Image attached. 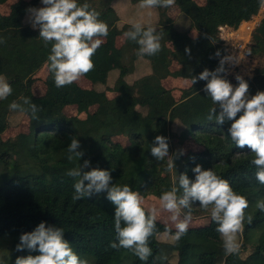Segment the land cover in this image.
Segmentation results:
<instances>
[{
    "label": "trees",
    "instance_id": "trees-1",
    "mask_svg": "<svg viewBox=\"0 0 264 264\" xmlns=\"http://www.w3.org/2000/svg\"><path fill=\"white\" fill-rule=\"evenodd\" d=\"M6 1L0 0V4ZM94 1L77 0L78 4L88 3L92 9H95ZM101 1L106 3V8L99 19L108 25L109 31L92 57L94 69L82 77L96 87L116 76L112 90L118 95L112 100L104 91L83 89L75 82L57 88L48 72L44 94L35 97L31 91L32 77L46 66L51 50V43L45 46L39 37V29L33 31L24 24L26 9L35 6L37 1H18L11 5L7 16L0 14V39L4 41L0 43V76L12 87V94L0 100V136L7 129L9 113L20 112L29 119L28 134L20 135L16 141L0 139V237L13 238V261L18 256L38 254L15 248L22 233L31 232L43 221L46 226L62 228L64 239L89 264H264V212L256 208V202L264 200V184L257 181V169L250 163L255 158L254 153L247 146L238 148L231 140L227 131L230 121L217 125L215 120L207 119L209 109L216 105L203 91L206 81L198 80L190 86L180 101H175L161 83L170 75L168 65L171 61L181 66L175 76L189 80L205 68L214 70L226 53L218 35L219 27L237 29L258 13L264 0H205L203 6L193 0H176L174 5L180 10L179 18L197 32L195 39L184 29H178V22L167 17L169 7L153 9L157 14V33L160 37L167 34V40H160V52L153 56H138L139 45L126 38L120 48L115 47L116 38L124 36L131 25L118 27L117 14L110 7L111 0ZM129 1L133 5L141 2ZM149 18L154 19L153 16ZM166 41L171 43V48L166 46ZM186 48L189 53L185 52ZM217 51L219 56L214 55ZM262 54L264 15L246 52L249 58ZM125 56L129 58V66L123 62ZM226 79L235 86L238 83L237 80L231 82L227 76ZM243 79L249 85L247 95L264 91V68L255 69L251 77ZM22 98L38 106L35 119L31 112L9 109L13 101L22 104ZM67 106H75L83 113L92 106L97 108L82 121L65 116L63 110ZM139 108H144L145 113ZM175 121L182 126L184 137L194 138V134H201L200 139L195 140L202 149L179 156L174 161L175 168L166 172L167 159L157 161L150 150L158 135L167 137L169 143L171 125ZM120 135L131 139L129 147L110 142L112 137ZM73 137L79 141L84 155L79 160L74 157L69 161L67 146ZM84 160L90 161L85 171L108 170L112 183L127 184L133 191L158 196L173 186L178 187L181 173L194 180L192 168L197 164L202 170L212 169L249 202L239 253L225 255L222 237L216 231L218 225L211 220L208 211L199 208L198 201L192 205V215L207 214L208 226L188 229L178 244L164 243L158 236L164 235L169 227L156 220L158 232L150 238L152 255L147 261H141L127 249L111 248L110 243H118L114 228L115 206L95 194L90 198L73 199L78 178L67 173ZM247 216H252L251 223ZM171 230L172 233L176 231ZM249 243H252V250L242 258ZM162 256L166 259H161Z\"/></svg>",
    "mask_w": 264,
    "mask_h": 264
},
{
    "label": "clouds",
    "instance_id": "clouds-1",
    "mask_svg": "<svg viewBox=\"0 0 264 264\" xmlns=\"http://www.w3.org/2000/svg\"><path fill=\"white\" fill-rule=\"evenodd\" d=\"M175 2L176 0H141L139 7L167 8ZM41 3L43 7L29 8L26 12L29 13L32 27L39 28V37L45 46L51 43L46 68L52 75L55 86L61 88L71 85L94 69L92 57L102 45V38L107 37L109 29L108 25L99 19L100 13L88 3L78 4L77 0H41ZM130 23L131 29L126 31L124 36L139 45L137 55L153 56L159 53L161 37L155 27L149 25L145 28L139 20H132ZM3 42V39H0V43ZM185 52L189 53L190 50L186 48ZM248 54L250 55V52ZM214 55L219 56L220 53L217 51ZM237 62L233 56H225L220 59L214 70L205 68L198 76H192L187 83L192 86L198 80L207 82L203 91L216 105L209 109L207 119L215 120L217 125L231 122L227 129L231 140L238 148L247 146L251 153H254L255 158L250 163L257 169V181L264 184V91H257L255 95L249 96V85L242 77L236 76V86L226 79L225 64ZM11 94V85L4 76H0V100L7 99ZM22 101V104L11 102L9 109L31 112L35 119L38 106L28 98H22ZM67 151L69 161L74 157L79 160L84 155L75 137L68 144ZM150 153L157 161L167 159V167L164 170L168 172L175 168L174 161L184 154V150L179 149L169 154L168 138L158 135ZM89 166L90 161L84 160L83 164L67 173L70 177L78 178L74 184L73 199L81 200L101 192L106 193V198L115 206L114 228L118 243H110L111 248L127 249L141 261H147L152 255L150 238L158 232V211L163 210L171 214L170 220L174 222L176 231L172 233L171 229L166 228L165 234L170 236L173 244H178L191 223L192 205L198 201L199 208L208 211L211 220L218 225L216 231L222 237L225 255L239 253V235L244 229L245 210L249 202L212 169L202 170L197 164L192 168L194 180L181 173L178 176L179 186L164 191L158 198L159 209L153 205L146 214L143 207L145 200L139 191H133L127 184L121 186L112 183L108 170L92 168L85 171ZM256 208L264 212V200H258ZM247 220L251 223L252 216H247ZM25 249L38 254L18 256L15 264H89L87 259L80 258L73 251L71 244L64 239L62 228L46 226L43 221L31 232H24L19 236L15 250ZM161 259L166 257L162 256ZM0 264H4L3 260H0Z\"/></svg>",
    "mask_w": 264,
    "mask_h": 264
},
{
    "label": "rangeland",
    "instance_id": "rangeland-1",
    "mask_svg": "<svg viewBox=\"0 0 264 264\" xmlns=\"http://www.w3.org/2000/svg\"><path fill=\"white\" fill-rule=\"evenodd\" d=\"M18 1L31 3L35 0H7L5 3L0 4V14L2 16H7L10 12L11 5H13ZM36 1L37 2L35 6H33L32 8L43 7L41 0H36ZM193 1L199 6L205 4V0H193ZM92 6L96 9L97 12L101 13L102 11L105 10L106 3L101 0H95ZM263 15H264V1L258 13L255 16H253L250 21L241 23L237 29H233L228 26H221L218 29L219 38L223 41V44L226 48L225 56L231 55L235 58V60L238 61L235 64L226 63L227 77L231 80V82H234L236 80V76H240L242 78L251 77L255 69L264 68V54L257 56L255 58H249L246 55L247 49L251 44V36L255 28L260 23V20L262 19ZM122 16H123V21L120 23L121 26L130 23V21L132 20H139L142 22L143 25L148 23L147 19L140 18L137 12L125 8L122 9ZM147 16L151 17L153 15L147 14ZM171 16L176 17V14L175 13L171 14ZM176 22H178L177 23L178 29L180 30L184 29L185 31H187L191 39L197 38L198 36L197 32L193 29L191 30L188 27V23L184 24L181 20V17L180 18L178 17L176 19ZM24 24L27 25L33 31H37L39 29L38 27L37 28L32 27L31 23L29 22V13H27L24 17ZM158 26L160 25L158 24ZM144 27H146V25ZM162 38L164 40H167V34H164L163 37L161 36V39ZM121 43H122V38H118L117 46H119V48L121 46ZM165 44L168 48H171V43L166 41ZM123 62L124 64L129 66L128 56L124 57ZM168 67H169L170 75L167 76L165 79H163L161 83L165 89L171 92L175 101H180L185 95V93L190 89V85L189 83H187L189 79L185 77L175 76V73L181 70V66H179L175 61L169 62ZM140 73L141 72H138V74ZM46 76H47V68L45 65L33 75L31 91L35 97H40L44 94L45 92L44 81ZM115 78L116 76H111L105 85L103 86L97 85L96 87L93 86L87 79L83 77L75 81V83L78 84V86H80L83 89L97 88L101 91H104L107 98L109 100H112L118 95V93L112 90ZM129 80H132V78H130ZM231 84L235 86L233 83ZM96 108H97L96 106H92L89 108L87 112L83 113V112H79L75 106H67L64 108L63 113L65 114V116L69 118H77L78 120L83 121L87 118L88 115L93 113L96 110ZM139 110L142 113H145L144 108H139ZM7 121H8L7 129L0 136V139L2 141H16L19 139L20 135L29 133V119L24 114L20 112H11L8 115ZM181 131H182V126L177 121H175L171 125L172 135L169 139V144H170L169 154H172L173 152H176L179 149H183L184 154L182 156H187L188 154L195 153L202 149V146L196 143L195 140V138L197 140L200 139L201 136L200 133L194 134V138H186L181 134ZM110 142L112 144H119L122 147L127 148L131 145L132 141L129 137L120 135V136L112 137L110 139ZM171 176L173 179L176 178V176L173 173H171ZM141 195L144 197L145 200L143 207L146 211H148L149 208L152 207L153 205H155L159 209L158 198L160 197V195L158 196L152 193H148V194L141 193ZM95 196L105 197V199L108 200L104 193H100L98 195L95 194ZM153 197H155L156 199H153ZM170 215L171 214L166 211L159 210L157 214V221L163 224L164 226L176 230L174 222L170 220ZM209 220L210 218L207 214L204 216L192 215V220L188 229H199L208 226L207 224L209 223ZM158 239H160L164 243L171 242L170 237L166 234L158 236ZM239 243L241 244V235H239ZM12 247H13V238L11 236L6 235L0 237V260H3L4 264H15V261H13ZM245 250L246 251L241 254L242 258H245L250 253V251L252 250V243H249L246 246ZM174 258L175 257H173V259Z\"/></svg>",
    "mask_w": 264,
    "mask_h": 264
},
{
    "label": "crops",
    "instance_id": "crops-1",
    "mask_svg": "<svg viewBox=\"0 0 264 264\" xmlns=\"http://www.w3.org/2000/svg\"><path fill=\"white\" fill-rule=\"evenodd\" d=\"M110 7L116 12L117 17L119 18V20L116 23V25L118 27H121L120 23L123 21V16H122V9L123 8L137 12L138 16L140 18H144V19H148L147 14L151 13L153 15L154 19L150 20V18H149L148 19V23L144 24V26L145 25L146 26L151 25V26H153L155 28L157 27V21H156L157 14H156V12L153 9H141L138 4L133 5V4L130 3L129 0H111L110 1ZM174 13L176 14V17L171 16V14H174ZM179 15H180V10H179V8L176 5H173V6L168 8L167 17L171 21H173V22L176 21V19L179 17ZM128 24H131V23H128ZM118 38H122V43H121V46H122V44L124 43L125 36L122 35V36H118L116 38V40H115V47L116 48H119V46H117Z\"/></svg>",
    "mask_w": 264,
    "mask_h": 264
}]
</instances>
